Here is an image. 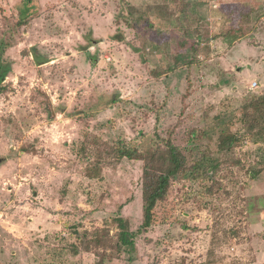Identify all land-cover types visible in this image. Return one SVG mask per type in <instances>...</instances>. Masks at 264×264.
Instances as JSON below:
<instances>
[{"label":"rangeland","instance_id":"374dc122","mask_svg":"<svg viewBox=\"0 0 264 264\" xmlns=\"http://www.w3.org/2000/svg\"><path fill=\"white\" fill-rule=\"evenodd\" d=\"M22 3L0 0V264H264V145L175 181L131 255L112 221L138 229L144 163L111 151L169 140L190 163L215 115L242 132L264 94V0H34L18 25Z\"/></svg>","mask_w":264,"mask_h":264},{"label":"trees","instance_id":"16d2710c","mask_svg":"<svg viewBox=\"0 0 264 264\" xmlns=\"http://www.w3.org/2000/svg\"><path fill=\"white\" fill-rule=\"evenodd\" d=\"M33 1L23 0L18 25L26 22ZM4 49L2 43L0 45V94L5 90L2 83L10 72L11 65L7 61L1 60ZM188 64H191V61ZM241 111L240 121L244 129L242 132L233 133L230 130L228 125L232 118L228 114H217L213 117L211 125L205 130L194 131L193 136L196 138L193 140L198 145H196L195 156L191 157L190 163L183 154L184 152L169 140L165 141L163 145L151 147L144 154L136 153L133 147L125 148L121 144L111 147L112 156L115 158L114 163H118L124 158L144 163L141 179V223L138 229L132 232L126 219L116 217L112 221L117 229L114 241L115 249L118 248L130 255L133 254L136 237L163 221L159 214L160 209L164 208V203L172 192L174 182L180 177L186 176L189 181H195L201 177H209L211 172L215 174L222 166L231 162L235 148L242 145L246 139L254 144L264 145V94L244 104ZM204 141L207 143L203 149H200L199 146L204 145ZM257 151L261 154L259 159L263 161L264 149L259 148ZM97 160L100 161V158ZM260 164L261 162L258 165ZM261 170V168L250 166L247 172L253 179L260 174ZM85 171V175L89 179H96L100 174L97 165L87 167Z\"/></svg>","mask_w":264,"mask_h":264},{"label":"built area","instance_id":"2783aa9c","mask_svg":"<svg viewBox=\"0 0 264 264\" xmlns=\"http://www.w3.org/2000/svg\"><path fill=\"white\" fill-rule=\"evenodd\" d=\"M256 87H257V84L254 83V84L252 85L251 89H254V88H256Z\"/></svg>","mask_w":264,"mask_h":264}]
</instances>
